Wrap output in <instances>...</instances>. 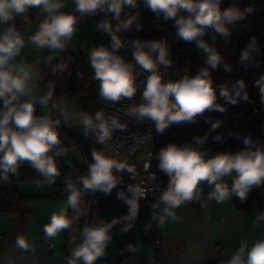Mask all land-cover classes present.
<instances>
[{"label": "clouds", "instance_id": "1", "mask_svg": "<svg viewBox=\"0 0 264 264\" xmlns=\"http://www.w3.org/2000/svg\"><path fill=\"white\" fill-rule=\"evenodd\" d=\"M72 3L75 13L79 15L61 11L64 8L62 0H0V25H7L0 30V180L5 182L9 174L18 175L19 168L27 162L43 177L45 183L53 184L55 177L60 175L55 157L63 154L58 147L61 143L57 132L60 122L53 120L50 115H35L37 103L45 108L50 103L52 108L57 107L51 86L45 95L34 96V70L23 61L14 62L25 44V38L15 24L9 23L16 16L27 13L30 8H39L45 18L28 40L42 49L64 51L80 19L103 13L104 18L98 22L97 28L110 37V44L92 48L89 55L94 77L100 82L99 95L104 100L118 103L124 99L132 100L138 88L142 87L141 102L130 106L126 110L127 114L140 122L151 120L156 132L163 134L173 124L195 123L205 112L225 111L224 107L216 103L217 88L213 87L210 74V70L218 68L222 57L203 37L211 30L227 39L231 27L254 11L251 5L241 9L234 0L227 8H222L223 0H143L144 7L157 18L162 17L165 22L173 21L179 39L195 42L206 55L207 67L200 69L194 76L185 74L173 81L165 80L160 71L161 67L167 69L173 66L165 39H135L127 42L134 63L126 61L119 54L126 42L118 34L131 30L134 24L137 31L142 28L140 13L129 15L125 11L139 8L140 0H72ZM255 47L253 38L252 43L241 52L242 62L249 60L250 52ZM51 59L49 57L48 62ZM137 67L147 74L146 79L139 84ZM225 70H228L227 65ZM255 86H258L264 102V75L256 80ZM219 97L231 105H235L238 100L248 101L245 81L237 80L231 89L220 86ZM82 124L86 130L96 134L100 144L111 139L114 129L124 127L118 125L116 118L106 117L101 111L94 116L83 114ZM217 127L219 122L212 123V130ZM213 139L219 142L221 136L216 135ZM193 140V143L182 145L169 142L158 152V168L169 177L167 187L159 196V202L165 205L160 209V225L164 224L166 217L176 220L174 209L186 201L199 200L201 185L205 182L211 188L208 199L217 203L233 195L245 202L254 187L264 186V145L253 140L251 135L243 138L244 147L241 150L235 153L217 152L211 156L202 148L206 136H197ZM113 170L132 172L131 168L126 169L117 159L94 151L87 176L78 178L82 188H78L72 179L66 180V206L60 208L59 212H53L49 223L44 225L45 238L56 237L78 218L83 192L110 194L118 184ZM141 198L140 189L131 184L126 191L118 193V199H122L129 207L128 215L122 218L124 221L135 220ZM152 206L155 208L158 204ZM68 209L74 210L77 216L70 218ZM153 219H156L155 215ZM260 222H264V210L256 216L255 223ZM117 223L119 221L113 219L107 223L101 220L95 226L85 225L80 234L81 242L70 250L68 264H96L104 257L112 240L111 229ZM131 226L126 224L123 232L129 231ZM16 246L25 251L31 247L23 235L17 237ZM127 250L135 249L129 244ZM228 264H264V238L254 241L251 247L248 241H241Z\"/></svg>", "mask_w": 264, "mask_h": 264}, {"label": "crops", "instance_id": "2", "mask_svg": "<svg viewBox=\"0 0 264 264\" xmlns=\"http://www.w3.org/2000/svg\"><path fill=\"white\" fill-rule=\"evenodd\" d=\"M62 2L64 8L61 11L69 12L68 0H62ZM38 27L39 25L19 32L24 38L30 37ZM81 28L83 29H76L64 51L42 49L30 41H25L20 55L15 58L14 62L23 61L34 70L35 76L32 81L34 96H36V74L40 72L43 65L50 63L48 58L51 57V62H55L64 52H69L85 60L91 73L90 82L93 85L97 102L103 105L105 100L102 103L99 102L94 83L96 80L94 70L88 58L92 48L103 44L98 37L105 36V33L100 31L97 24L92 21L87 22L85 27ZM80 38V46L77 49L75 45ZM131 55L132 50L130 49L124 59L128 61ZM97 82L100 87V82L98 80ZM35 108L89 133L82 124L83 114L79 97L63 100L57 104L56 108H45L39 103L35 105ZM241 149V147L230 146L227 152L235 153ZM216 153L208 154L211 156ZM63 157L73 158L79 164L85 161L79 148L65 150ZM227 182L230 186L231 181ZM60 184L62 182L57 176L53 184L12 183L7 186L8 191L18 192L30 198H46V200L30 205L18 215L0 218V264H68L70 250L81 242L79 218H75L68 229L61 231L52 239L45 238L43 231L52 213L59 212L60 208L66 206L67 197L54 198L55 186ZM63 184L65 185V182ZM77 187L79 188L78 185ZM201 188L199 200L186 201L179 208L174 209L177 219L166 217L163 225L159 224V218L162 215L160 209L165 205L158 200L157 235L161 238V249L157 254L141 242V230L135 227L137 221L148 219L150 216L144 204H139L138 215L134 221L122 219L129 213L128 205L123 202L112 201L106 206L102 205L94 209L92 226L97 225L101 220L106 223L113 219L119 221L111 229L112 240L105 250L104 257L96 264H228L232 254L240 247L241 241H248L251 247L254 241L264 238V222L255 223L258 212L264 210V186L254 187L245 202H241L236 195H233L222 203L208 199L207 194L211 188L206 182L201 185ZM83 208L84 203L80 200L79 213ZM70 211L71 209H68V216L76 217L77 214L71 215ZM126 224L132 226L129 231L123 232ZM21 235L28 239L30 250L25 251L16 246V239ZM46 240H50L53 244L51 253L44 245ZM129 244L135 249L134 251L127 250Z\"/></svg>", "mask_w": 264, "mask_h": 264}, {"label": "built area", "instance_id": "3", "mask_svg": "<svg viewBox=\"0 0 264 264\" xmlns=\"http://www.w3.org/2000/svg\"><path fill=\"white\" fill-rule=\"evenodd\" d=\"M69 12L75 13L72 0H68ZM241 9L251 5L253 13L245 19L237 22L231 27L230 36L225 39L209 30L203 40L212 46L222 57V61L216 70H210L213 78V87L217 88L216 103L224 107L223 113L219 111L205 112L198 117L195 123L173 124L163 134L157 133L155 124L151 120L138 121L127 114V109L133 104L141 102L143 88L137 90L132 100L124 99L121 102L113 103L105 100L101 112L106 117L111 116L117 119L118 125H123V129L117 127L111 133V139L104 144L97 142L96 134L89 132L93 148H102L110 158L117 159L131 168L132 172L123 171L117 175L118 184L113 190L115 202H123L118 199L120 191H126L129 184L140 189L142 198L138 204H144L149 211L148 219H140L135 223V227L140 228V240L154 254L161 249V238L157 235L159 208L153 207L158 204L160 193L167 187L169 177L158 168V152L160 148L169 142L182 145L193 143L194 137L206 136V142L202 146L208 153L222 152L224 148L236 142H243L245 136L251 135L253 140H257L264 145V102L261 100L256 80L264 75V0H234ZM233 0H223L222 8H227ZM129 15L140 13L139 23L142 28L137 31L135 24L131 30L119 33L120 37H132L142 41L165 39L168 42L173 66L170 68L161 67L165 80H178L185 74L194 76L197 72L207 67L206 55L198 49L195 42H185L176 36V29L173 21L165 22L162 17L157 18L153 12L146 9L143 0L137 9H125ZM104 18L103 13L89 15L80 19L77 27H85L87 22L92 21L98 24ZM110 18V17H109ZM115 24V21H113ZM255 38L256 47L251 50L250 58L242 62L241 52ZM129 62L132 61V55ZM225 65L228 70H225ZM137 83L146 79L139 67L136 68ZM239 79L246 83L248 101L238 100L235 105L226 103L219 97V87L231 89L232 85ZM44 91L40 72L36 74V97L42 96ZM219 122V127L212 130V123ZM216 135L221 136V141H214ZM126 195H129L126 193ZM155 215L156 219H153ZM44 245L51 253L53 244L46 240ZM123 254V250L121 251Z\"/></svg>", "mask_w": 264, "mask_h": 264}, {"label": "trees", "instance_id": "4", "mask_svg": "<svg viewBox=\"0 0 264 264\" xmlns=\"http://www.w3.org/2000/svg\"><path fill=\"white\" fill-rule=\"evenodd\" d=\"M44 18L45 17L40 12V9L33 7L30 8L27 13L16 16L15 19L9 23L15 24L16 29L22 31L38 26ZM4 27H7V25H0V30ZM25 41H29L28 37H25ZM90 74V70L82 57L74 56L69 52H64L58 61L47 63L40 69V76L44 87L43 95L50 90L49 86H51V90L53 91V101L57 104L63 100L79 97L82 114L87 113L94 116L96 112L101 111L102 106L97 102L93 85L90 82ZM47 108H52L51 103ZM57 132L61 141L58 147L62 149L63 152L71 148H79L73 138L65 131L57 127ZM230 146L244 147L243 142L231 143L224 148L223 152H227V148ZM94 151L101 152L107 156L105 151L100 147L94 148ZM55 159L57 167L60 170L59 178L62 184L55 186L56 195L54 198L67 197L68 193L63 183L66 182L67 179H72L79 188H82L78 178L81 176H87L88 168L85 161H83L82 164H79L73 158H64L63 154L59 157H55ZM118 173L119 172L113 170L115 177H117ZM12 183L22 184L45 182L43 181V177L40 176L27 162H24L19 168L18 175L9 174L7 182L0 180V218L18 215L30 205L46 200V198H30L23 196L18 192L8 191L7 186ZM89 194L90 191L83 192L81 197V200L84 203V208L78 216L81 230L86 224ZM112 201H114V199L112 198L111 193L105 194L97 191L94 209H97L102 205L106 206ZM70 213L71 215L73 213L76 214L72 209Z\"/></svg>", "mask_w": 264, "mask_h": 264}, {"label": "water", "instance_id": "5", "mask_svg": "<svg viewBox=\"0 0 264 264\" xmlns=\"http://www.w3.org/2000/svg\"><path fill=\"white\" fill-rule=\"evenodd\" d=\"M35 115L43 116V115H48V114L41 112L39 110H36ZM50 117L53 120H58L60 122L58 128L65 131L76 142V144L78 145L79 149L81 150L84 156V159H85V162L88 168L89 163L92 162V153L94 152V148L92 146L90 136L75 126H72L55 117H52V116ZM95 196H96V192L93 193L90 191L85 225H92V218H93L94 205H95Z\"/></svg>", "mask_w": 264, "mask_h": 264}, {"label": "rangeland", "instance_id": "6", "mask_svg": "<svg viewBox=\"0 0 264 264\" xmlns=\"http://www.w3.org/2000/svg\"><path fill=\"white\" fill-rule=\"evenodd\" d=\"M81 29H83V28L77 27V30H81ZM121 39L126 42V46L124 48L120 49L119 54L122 55L123 57H125L126 55H128V53L130 52V49H131L130 47L127 46V42H130V41L135 40V39L132 37H121ZM98 40H100L105 46H108L110 44V37L107 34H105V36L103 35V36L98 37ZM80 41H81V38L78 40L77 45H75V48H77V49L79 48ZM86 41L89 43L88 40H86ZM94 83H95V86L97 89L99 102L102 103L104 101V99H102L99 95V84H98L97 80H94Z\"/></svg>", "mask_w": 264, "mask_h": 264}]
</instances>
